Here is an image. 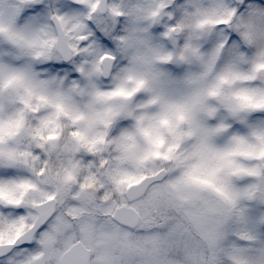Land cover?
Returning a JSON list of instances; mask_svg holds the SVG:
<instances>
[{"label": "snow or ice", "instance_id": "obj_1", "mask_svg": "<svg viewBox=\"0 0 264 264\" xmlns=\"http://www.w3.org/2000/svg\"><path fill=\"white\" fill-rule=\"evenodd\" d=\"M0 264H264V0H0Z\"/></svg>", "mask_w": 264, "mask_h": 264}]
</instances>
